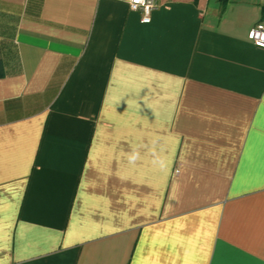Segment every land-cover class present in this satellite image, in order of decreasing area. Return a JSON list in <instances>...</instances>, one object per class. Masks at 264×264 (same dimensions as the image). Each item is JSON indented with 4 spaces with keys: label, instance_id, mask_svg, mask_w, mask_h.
<instances>
[{
    "label": "crops",
    "instance_id": "obj_1",
    "mask_svg": "<svg viewBox=\"0 0 264 264\" xmlns=\"http://www.w3.org/2000/svg\"><path fill=\"white\" fill-rule=\"evenodd\" d=\"M0 0V264H264L258 0Z\"/></svg>",
    "mask_w": 264,
    "mask_h": 264
},
{
    "label": "built area",
    "instance_id": "obj_2",
    "mask_svg": "<svg viewBox=\"0 0 264 264\" xmlns=\"http://www.w3.org/2000/svg\"><path fill=\"white\" fill-rule=\"evenodd\" d=\"M129 8L141 13V22L150 21V13L156 7V0H127ZM264 5V0H258ZM248 39L256 46L264 48V15L249 29Z\"/></svg>",
    "mask_w": 264,
    "mask_h": 264
},
{
    "label": "trees",
    "instance_id": "obj_3",
    "mask_svg": "<svg viewBox=\"0 0 264 264\" xmlns=\"http://www.w3.org/2000/svg\"><path fill=\"white\" fill-rule=\"evenodd\" d=\"M3 74H4V68H3L1 57H0V77H2Z\"/></svg>",
    "mask_w": 264,
    "mask_h": 264
}]
</instances>
